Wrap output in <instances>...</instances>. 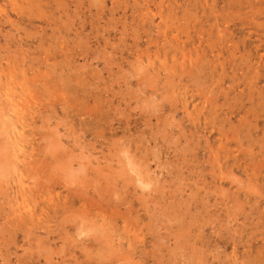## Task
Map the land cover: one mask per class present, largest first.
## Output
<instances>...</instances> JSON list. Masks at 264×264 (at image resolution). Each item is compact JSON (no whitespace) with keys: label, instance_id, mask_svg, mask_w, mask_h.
<instances>
[{"label":"rangeland","instance_id":"rangeland-1","mask_svg":"<svg viewBox=\"0 0 264 264\" xmlns=\"http://www.w3.org/2000/svg\"><path fill=\"white\" fill-rule=\"evenodd\" d=\"M0 94V264H264V0H0Z\"/></svg>","mask_w":264,"mask_h":264},{"label":"bare ground","instance_id":"bare-ground-1","mask_svg":"<svg viewBox=\"0 0 264 264\" xmlns=\"http://www.w3.org/2000/svg\"><path fill=\"white\" fill-rule=\"evenodd\" d=\"M6 87V86H5ZM8 87V86H7ZM10 89V88H9ZM8 91V90H7ZM10 91V90H9ZM6 92V91H5ZM4 94V93H3ZM1 95V94H0ZM7 95H9L8 93H7ZM10 98H11V96H9ZM12 101V100H11ZM15 101V100H14ZM16 102V101H15ZM14 108V107H13ZM15 123V122H14ZM16 125V124H15ZM13 129V128H12ZM15 132H17V131H15ZM19 132V131H18ZM12 135H14V133H12ZM18 136H19V134H18ZM14 138L16 137V136H13ZM17 138V137H16ZM18 139V138H17ZM14 142H17V141H15V139H14ZM18 143V142H17ZM16 146H18L17 144H15ZM15 149V148H14ZM20 150V149H19ZM19 150H18V152H19ZM21 151V150H20ZM39 202V201H38Z\"/></svg>","mask_w":264,"mask_h":264}]
</instances>
